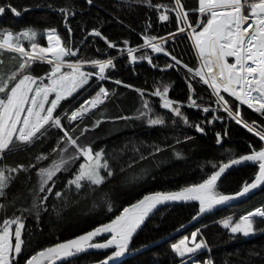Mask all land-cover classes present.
<instances>
[{
  "label": "snow or ice",
  "instance_id": "obj_1",
  "mask_svg": "<svg viewBox=\"0 0 264 264\" xmlns=\"http://www.w3.org/2000/svg\"><path fill=\"white\" fill-rule=\"evenodd\" d=\"M147 2L149 6L157 9L168 7L162 4L152 5L151 0ZM87 3L91 5L93 0H87ZM198 5V8L193 11H197L200 17L195 21L189 18V10L185 8L181 0H175V7L172 11L175 12L178 25H183V27H177L176 32L183 34L186 29L191 30L200 66L190 67L177 55L168 52L171 62L163 67L176 68L179 71L182 66V69H186L193 79L199 77L212 89L216 108L212 107L211 102L206 105L197 104L196 100L200 97L197 95L194 98L193 94L196 93V89L193 87V80H188L187 99L190 107L202 108L205 113L210 110L215 113L223 108L229 119L243 125L250 133L259 137L261 142H264V123L258 124L255 120L250 123L243 118L240 112L242 104L264 116V0H198ZM9 10L17 17L21 15L20 8L14 6L11 0L7 3L0 0V14ZM59 11L63 16L67 32L71 34L73 29L68 23V17L75 14L74 6H65ZM159 18L162 21L169 20L166 12H162ZM45 32L46 46L37 42V37L41 33L33 27H26L16 32L11 29L0 30V57L3 51L7 50L13 54L12 59L16 60L11 68L5 70V61L0 58V160L6 159L8 153L18 144L42 143V138L47 139L49 130L53 128L57 130V134L53 139L55 147L51 148V152L55 153L59 150L60 156L47 167L38 166L40 161L48 158V153L44 151L35 157L37 164L21 163L15 167L7 164L0 166V198L6 196L5 189L14 179L13 173H19L21 170L27 172L31 168L39 175L38 190L29 189L31 207L22 211L34 213L37 221L41 219V213L46 212L49 206L56 211L57 216L60 215L61 210L56 209L54 203L49 205V200L50 198L64 199L71 191L72 185H75V191L81 198L88 197L89 193L84 191L88 188L94 207L99 206L95 196L97 190L100 189L101 199L111 212L113 202L110 194L102 190V186L115 174V170L109 163L106 149L98 148L94 141L85 140L82 143L80 136H85L90 128L100 126L103 119L115 121L127 120L131 117H101L91 125L84 124L80 136L74 135L75 128L79 125L72 127L71 132L69 129L74 121L82 122L85 114H88L91 109H96L104 99L109 97V89L100 83L94 95H88L78 106L72 105V101L92 87L90 81L94 77L99 81L112 79L111 75H106V70L115 67L116 57L75 58L80 51L79 47L74 46L67 38H62L56 28H47ZM89 35L101 37L107 42L108 48L119 47L116 41L110 40L97 27H92ZM141 35H143L144 44L137 45V48L150 46L155 53L166 51L161 46L165 42L163 37L143 33ZM168 36L173 40L176 38L175 33L172 32L168 33ZM157 40L159 42H153ZM25 41L28 42V47H25ZM128 43L127 40L124 41L125 45ZM137 48H127L130 61L146 59L150 65L157 67L151 56L142 54L137 57L134 55ZM44 61L51 66L50 70L42 74L35 72L33 64ZM85 66H90L93 70H86ZM185 79L188 77L186 76ZM115 83L120 85L125 82L116 79ZM125 86L130 89L135 87L132 84H125ZM169 87V84H163L161 90L158 86L153 95L160 97L159 103L162 107L174 114L173 123L175 124L176 118H181L184 124L191 123L198 132L205 133V127L201 123H193L188 115L182 112L181 107L178 106L181 105V101L169 98ZM135 90L142 97L145 96V89L136 88ZM112 91L115 92L114 89ZM225 94H229V99L225 98ZM69 97L72 101L67 99ZM232 97L240 103L230 102ZM62 101L70 106L65 107ZM149 105L150 101L145 98L143 100L144 110L138 111L135 118H146L148 125L165 124L164 116L161 114L153 116L151 113L154 110ZM65 120L68 126L65 125ZM214 120H224V116L213 115L212 119H206V123L211 124ZM227 134V129H225L223 135ZM215 135L216 143L221 144L222 133L218 131ZM184 139L188 140L190 137L185 136ZM70 148L72 151L69 153ZM161 150L159 146L153 149L154 152ZM174 152L177 157L182 156L179 151L174 150ZM224 155L228 157L226 160L207 161L212 166L211 170L206 172L199 182L187 183L171 190L148 192L134 203L124 206L122 211L108 222L99 223L91 230L75 235L71 239L53 243L32 252L27 251V243L22 238L25 218L14 213L11 217L7 216L8 205L0 201V211L5 212L3 221L0 223V264H21V261L23 264H56L58 261L67 264L68 260L75 259L90 249L110 250L94 264H118L123 257L133 251L131 243L134 235L145 224L146 218L154 210H159L158 206L166 207L174 202H198V209L191 217L192 220H196L201 215L214 211L217 206L231 204L253 190L264 188V143L253 144L249 141L247 151L235 152L228 149ZM77 157H82L84 162L79 164L78 170L73 172L64 188L56 190L59 178L54 179V177L57 172H60L62 168L67 169V166L75 162ZM144 158L141 155V159ZM248 165H253L255 171L250 179L244 180L238 191L226 193L220 190L222 177L227 172L234 167ZM78 202V200L75 201V203ZM258 220L264 222V203L240 215L238 219L229 215L222 218L219 223L231 234L239 233L247 236L258 230L255 226ZM103 233H107L108 238L97 240L96 238ZM198 235L199 239H197ZM204 247H208V241L200 229L191 232V239L189 236H184L170 245L174 258H181L180 264H183V258L186 255L195 254ZM195 264H213V262L210 258L203 262L196 259Z\"/></svg>",
  "mask_w": 264,
  "mask_h": 264
},
{
  "label": "trees",
  "instance_id": "obj_2",
  "mask_svg": "<svg viewBox=\"0 0 264 264\" xmlns=\"http://www.w3.org/2000/svg\"><path fill=\"white\" fill-rule=\"evenodd\" d=\"M3 2L7 3L8 0H3ZM11 2L20 8L21 15L17 17L10 10L0 14V30L11 29L16 32L26 27H33L41 33L37 37V42L46 46L45 30L50 27L56 28L62 38H67L74 46L80 48L75 58L116 57L115 67L106 70V75H111L112 79L99 81L94 77L90 81L94 85L85 94L78 96L75 101H72L71 97L67 98L72 101V105L78 106L88 95L95 94L98 84L103 83L109 89V97L104 99L96 109H91L88 114H85L82 122L74 121L70 126V132L72 127L79 125L75 128L74 135L80 136L84 124L91 125L101 117H131L127 120L115 121L103 119L100 126L94 129L90 128L85 136H80V141H94L98 148L106 149L109 163L115 170V174L107 179L102 186V190L110 194L113 202L111 212L101 199L100 189L97 190L95 196L99 206L94 207L90 190L85 188L84 191L89 195L87 198H81L75 191V185H72L71 191L64 199L50 198L49 200V205L54 203L56 209L61 210L60 215L57 216L56 211L49 206L46 212L41 213V219L37 221L34 218V213L22 210L31 207L29 189L38 190L39 175L31 168L27 172L21 170L19 173L12 174L14 179L5 189L6 196L0 198V201L8 205L7 216L11 217L14 213L25 218L22 238L27 243L28 252L70 239L96 227L99 223H105L114 215L119 214L124 206L135 202L148 192L171 190L187 183L199 182L205 173L211 170L212 166L207 161L226 160L228 157L224 153L228 149L244 152L248 150L249 141L253 144L264 143L243 125L229 119L223 108L215 113L211 110L205 113L202 108L190 107L187 99L189 95L188 80H193V87L196 89V93L193 94L194 98L197 95L200 97L196 100L197 104L206 105L211 102L212 107L216 108L212 89L204 84L199 77L193 79L186 69H182V66L179 71L176 68L166 69L163 67L166 63L171 62L168 52L177 55L190 67L200 66L191 33L187 29L183 34L176 32V28L183 27V25H178L175 20V12L172 11L175 7V0H151L152 5H167V9L151 7L147 0H93L91 5L87 3V0H11ZM181 2L189 10L191 20L199 19L200 14L193 11L199 6L198 0H181ZM65 6H74L75 14L68 17V23L73 29L71 34L67 32L63 16L59 11ZM162 12L167 13L169 20H160ZM92 27L99 28L110 40L116 41L119 47L108 48L107 42L101 37L89 35ZM170 32L175 33L174 40L168 36ZM142 33L163 37L165 42L161 46L166 51L155 53L150 46L137 48V45L144 44ZM125 40L129 42L128 45L124 44ZM82 41L85 43L82 44ZM24 43L25 47L29 46L27 41ZM128 47L137 48L133 53L137 57L142 54L151 56L157 67L150 65L146 59L130 61L127 56ZM12 56L13 54L7 50L3 51L0 58L5 61V70L16 63ZM50 67L46 61L33 64L35 72L41 74L44 71H49ZM85 68L89 71L93 70L90 66H85ZM186 76L188 79H185ZM116 79L125 83L117 85ZM125 84H132L135 87L130 89ZM163 84L170 85L169 98L181 101V105L178 106L181 107L182 112L188 115L189 120L193 123H201L205 127V133L198 132L191 123L184 124L181 118H176L175 124L173 123L172 116L174 114L162 107L159 103L160 97L153 95L158 86L162 90ZM136 88L145 89V96L142 97L135 90ZM145 98L150 101L149 107L154 110L152 115H163L165 124L145 125L133 117L143 106ZM225 98L229 99V94H225ZM231 101H235V98H230ZM61 103L65 107L70 106L64 101ZM235 103L239 104L240 102L235 101ZM240 112L243 118L250 123L253 120L258 124L264 123V116L246 105H240ZM213 115H223L224 120H214L211 124L206 123V119H212ZM64 123L68 126L67 120ZM225 129H227V135H223ZM218 131L223 136L222 146L216 143L215 133ZM56 134L57 130L53 128L49 130L47 139L42 138V143L18 144L8 153L6 159L0 160V166L7 164L15 167L21 163L25 165L37 164L35 157L44 151L48 153V158L40 161L38 166L47 167L53 160H56L59 151L51 152V148L55 147L53 139ZM185 136L190 139L185 140ZM177 141L180 142L177 143ZM157 146L161 147L160 152L153 151ZM174 150L182 153V156L177 157ZM150 153L151 155H149ZM141 155L145 158L141 159ZM132 161L135 163H131ZM75 170H77L76 166L70 171L59 172L54 177V179L59 178L56 190L64 188ZM254 171L253 165L232 170L222 179L220 190L226 193L238 191L244 180L253 176ZM49 183L51 184V181ZM77 200L79 202L75 203ZM261 203H264V188L237 205L210 213L197 225L174 239L129 257L119 264H180L181 258H174L170 245L182 236L191 237V232L196 229L201 230L204 238L208 241V247H204L203 251L193 258H199L202 261L210 258L213 264H264V222L257 221L255 226L258 227V230L252 236H244L239 233L231 234L219 223L222 218L229 215L238 219L240 215L251 211ZM197 209V203L192 202L160 209L152 215L136 235L132 248L151 243L172 232L190 220ZM4 216L5 212L0 211V223ZM199 238L198 235L197 239ZM103 256L104 254L100 253H85L75 259L68 260L67 264H86Z\"/></svg>",
  "mask_w": 264,
  "mask_h": 264
},
{
  "label": "water",
  "instance_id": "obj_3",
  "mask_svg": "<svg viewBox=\"0 0 264 264\" xmlns=\"http://www.w3.org/2000/svg\"><path fill=\"white\" fill-rule=\"evenodd\" d=\"M236 168H239V167H234L232 170L236 169ZM232 170H230L229 172H231ZM227 172L223 177L222 179L229 173ZM263 188H259L257 190H253L251 193L247 194L246 196L244 197H241V198H238L237 201L231 203V204H226L224 206H217L216 209L214 211H217V210H222V209H225V208H228V207H231V206H234V205H237L247 199H249L250 197H252L253 195H256L257 193H259ZM134 203V202H133ZM185 203H190V202H174V203H171V204H168L166 207H170V206H174V205H179V204H185ZM192 203H197L198 205V202H192ZM165 207H160L158 206V209H163ZM159 210H154L152 214H150V216L148 218H146V222L145 224L148 222V220L152 217V215H154L157 211ZM122 211V210H121ZM212 211V212H214ZM210 212V213H212ZM210 213L208 214H203L201 215L200 217H198L196 220H188L186 223H184L183 227L179 226L178 228H176L175 230H173L172 232L164 235L163 237L151 242V243H148V244H145L147 245L148 247H144L145 245H142L140 247H137V248H132L133 247V242H134V239L136 237V235L141 231V229L145 226V224L142 226V228L140 230H138L137 234L134 235L133 237V240H132V243H131V248L133 251L129 252L128 255H126L125 257H123L119 262L121 263L123 260L129 258V257H132V256H135L137 254H140L141 252H144V251H147L155 246H158L160 244H163L165 242H168L172 239H174L175 237L179 236L180 234L186 232L188 229L192 228L193 226L197 225L204 217H206L207 215H209ZM91 230V229H90ZM89 231V230H88ZM108 238V234L107 233H103L101 234L100 236H98L96 239L97 240H101V239H107ZM71 239V238H70ZM110 250H102V249H90V250H87L86 252H84L83 254L85 253H100V254H108ZM82 254L78 255L77 257L81 256ZM104 257V256H103ZM102 257V258H103ZM100 258V259H102ZM98 260V259H97ZM96 261V260H95ZM95 261H92V262H89V263H86V264H94ZM59 263H62V262H56V264H59Z\"/></svg>",
  "mask_w": 264,
  "mask_h": 264
},
{
  "label": "rangeland",
  "instance_id": "obj_4",
  "mask_svg": "<svg viewBox=\"0 0 264 264\" xmlns=\"http://www.w3.org/2000/svg\"><path fill=\"white\" fill-rule=\"evenodd\" d=\"M187 31L189 32V33H191V30L190 29H187ZM194 39V38H193ZM200 62V61H199ZM92 85H94V83H92ZM90 89V88H89ZM88 89V90H89ZM86 92H84V93H82V95L83 94H85ZM81 95V96H82ZM144 109H143V106L141 107V109L139 110V111H143ZM137 114V113H136ZM136 114L133 116L134 118L136 117ZM152 114V113H151ZM135 119H137V118H135ZM138 121H140L142 124H145V125H148L147 124V122H146V118H142V119H137ZM82 143H83V141H81ZM72 151V149L70 148L69 149V153ZM59 156H60V153H59V151H58V153H57V156H56V160L59 158ZM84 162V160H83V158L82 157H77V158H75V162H73V163H70L68 166H67V169H64V168H62L61 170H60V172H67V171H70L74 166H76L77 167V170H78V167H79V164L80 163H83ZM59 172H57V174H58ZM56 174V175H57ZM15 226H13V228H14ZM253 234H249V235H247V236H252ZM184 236H182V237H180V238H178L176 241H175V243L176 242H178L180 239H182ZM189 239H191V237H189ZM203 251V248L202 249H200V250H198L197 251V253H195V254H188V255H186L185 256V260L183 261V264H195V258H193V257H195L198 253H200V252H202ZM197 259H199V258H197ZM201 260V259H200ZM201 262H203L202 260H201Z\"/></svg>",
  "mask_w": 264,
  "mask_h": 264
},
{
  "label": "bare ground",
  "instance_id": "obj_5",
  "mask_svg": "<svg viewBox=\"0 0 264 264\" xmlns=\"http://www.w3.org/2000/svg\"><path fill=\"white\" fill-rule=\"evenodd\" d=\"M108 222V221H107ZM106 223V222H105Z\"/></svg>",
  "mask_w": 264,
  "mask_h": 264
}]
</instances>
